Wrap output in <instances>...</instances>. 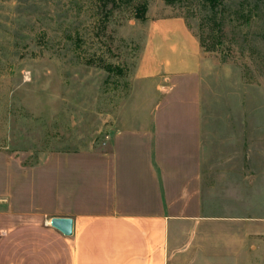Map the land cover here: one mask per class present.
I'll list each match as a JSON object with an SVG mask.
<instances>
[{"label":"rangeland","instance_id":"obj_1","mask_svg":"<svg viewBox=\"0 0 264 264\" xmlns=\"http://www.w3.org/2000/svg\"><path fill=\"white\" fill-rule=\"evenodd\" d=\"M173 16L206 62L205 193L218 206L230 191L241 196L230 206L256 202L264 215V0H222L215 11L203 0H0V186L7 165L103 150L121 114H142L150 101L153 113L135 69L146 22Z\"/></svg>","mask_w":264,"mask_h":264},{"label":"crops","instance_id":"obj_2","mask_svg":"<svg viewBox=\"0 0 264 264\" xmlns=\"http://www.w3.org/2000/svg\"><path fill=\"white\" fill-rule=\"evenodd\" d=\"M204 68L181 17L149 19L134 80L152 88L155 110L150 101L142 114H121L103 150L7 165L0 264H264L262 205L230 206L241 196L226 191L215 206L205 193ZM55 217L72 219L71 235L50 225Z\"/></svg>","mask_w":264,"mask_h":264},{"label":"water","instance_id":"obj_3","mask_svg":"<svg viewBox=\"0 0 264 264\" xmlns=\"http://www.w3.org/2000/svg\"><path fill=\"white\" fill-rule=\"evenodd\" d=\"M50 225L57 229L65 236L72 234V219L71 218H52L50 220Z\"/></svg>","mask_w":264,"mask_h":264},{"label":"trees","instance_id":"obj_4","mask_svg":"<svg viewBox=\"0 0 264 264\" xmlns=\"http://www.w3.org/2000/svg\"><path fill=\"white\" fill-rule=\"evenodd\" d=\"M102 3H109L112 2L113 0H100ZM168 4H172L176 2L177 0H164ZM203 2L210 7L212 11H215L219 6L222 5V0H203ZM142 10H145V7L142 8ZM137 12V11H136ZM144 13V11L142 12ZM201 45V43H200Z\"/></svg>","mask_w":264,"mask_h":264}]
</instances>
